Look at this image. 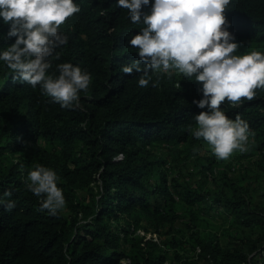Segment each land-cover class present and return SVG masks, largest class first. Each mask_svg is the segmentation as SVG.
<instances>
[{
	"label": "trees",
	"instance_id": "16d2710c",
	"mask_svg": "<svg viewBox=\"0 0 264 264\" xmlns=\"http://www.w3.org/2000/svg\"><path fill=\"white\" fill-rule=\"evenodd\" d=\"M74 2L80 11L59 29L68 42L48 69L57 76V65L70 62L91 74L72 107L14 79L0 61V264H264V205L254 186L233 163L203 155L210 146L191 134L195 115L208 110L193 103L202 82L149 71L139 86L143 73L122 68L139 60L128 41L144 25L116 0ZM225 15L235 54L264 52V0H231ZM8 31L0 20V51L16 39ZM255 92L220 107L248 122L252 163L264 177V88ZM37 164L59 176L66 203L55 215L26 187ZM213 215L237 231L226 245L206 218Z\"/></svg>",
	"mask_w": 264,
	"mask_h": 264
},
{
	"label": "clouds",
	"instance_id": "9594fccd",
	"mask_svg": "<svg viewBox=\"0 0 264 264\" xmlns=\"http://www.w3.org/2000/svg\"><path fill=\"white\" fill-rule=\"evenodd\" d=\"M230 3L231 0H116L117 7L128 10L133 23L144 25L128 41L138 49L139 60L123 66V72H142L138 80L141 87L149 84V71L169 77L179 72L202 82L203 97L193 103L208 110L195 115L197 127L190 131L195 138H203L219 159H227L237 150L248 151L250 136L248 122L239 115L229 118L220 107L222 102L251 100L257 88H264V52L235 54L239 44L227 27L225 15ZM149 4L150 12H143ZM79 11L80 5L74 0H0V20L9 26L8 37H16L14 43L0 51V61L13 71L14 79L34 88L39 85L64 108L78 102L80 92L87 90L91 82L89 72L70 62L57 65V76L48 74L49 58L57 47L68 42L60 26ZM122 158L123 153L114 157ZM58 181L57 172L42 164L29 170L26 178L27 189L41 198V209L52 215L66 203ZM5 195L11 196V192ZM4 207L11 210L15 201L8 200Z\"/></svg>",
	"mask_w": 264,
	"mask_h": 264
},
{
	"label": "rangeland",
	"instance_id": "374dc122",
	"mask_svg": "<svg viewBox=\"0 0 264 264\" xmlns=\"http://www.w3.org/2000/svg\"><path fill=\"white\" fill-rule=\"evenodd\" d=\"M250 143L248 146V151L244 152V153H240L238 150L234 151L233 154L227 158V159H223L224 162L221 163V165L227 163H233L232 168H234L235 171H244L243 175H244V182H247L249 185L250 183L252 184V186H254L255 190L251 189V193L253 198L255 199L256 202L261 203L264 205V177L262 176V172L260 171L259 168H256V166L252 163V161L256 158V154H250ZM203 155H210L213 154V152L211 151L210 147L205 148L202 151ZM222 160V159H221ZM239 169V170H237ZM214 216V215H213ZM206 218L210 221L213 222V224L215 225V229L218 233H224L225 235L223 237H221V243L222 245H226L228 240L227 239H231L232 237L228 238L229 236H226L227 233L234 235V232H237L236 230L233 231L232 227H229V222L224 221L221 217L219 216H206ZM179 225L182 226V224L179 222ZM140 234H144L146 235V237H154L156 238V235H153L151 233H145L143 232V229L138 231ZM263 257V256H260ZM257 259V257H255Z\"/></svg>",
	"mask_w": 264,
	"mask_h": 264
}]
</instances>
